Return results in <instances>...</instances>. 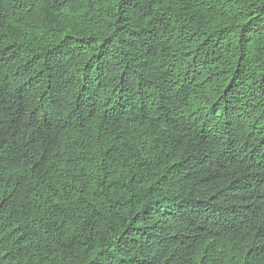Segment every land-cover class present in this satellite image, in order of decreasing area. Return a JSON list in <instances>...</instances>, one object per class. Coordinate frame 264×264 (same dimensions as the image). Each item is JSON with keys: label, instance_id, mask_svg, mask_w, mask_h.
<instances>
[{"label": "trees", "instance_id": "1", "mask_svg": "<svg viewBox=\"0 0 264 264\" xmlns=\"http://www.w3.org/2000/svg\"><path fill=\"white\" fill-rule=\"evenodd\" d=\"M0 264H264V0H0Z\"/></svg>", "mask_w": 264, "mask_h": 264}]
</instances>
